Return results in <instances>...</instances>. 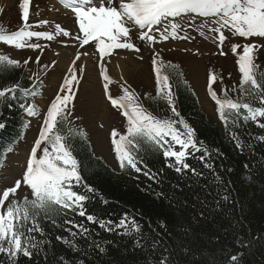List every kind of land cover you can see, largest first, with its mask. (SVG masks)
<instances>
[{"label": "trees", "instance_id": "16d2710c", "mask_svg": "<svg viewBox=\"0 0 264 264\" xmlns=\"http://www.w3.org/2000/svg\"><path fill=\"white\" fill-rule=\"evenodd\" d=\"M255 57L257 78L264 85L260 78L264 64L259 56ZM153 60L158 61L156 66L161 67L162 75L169 77L181 118L195 130L201 151L189 149L186 158L195 172H176L169 166L175 164L174 158L165 157L163 150L156 148H141V172L129 167L114 169L94 154L88 138L83 139L68 121L59 123L55 131L68 137L65 143L72 145L80 161L83 182L74 190L89 197L83 202L84 210L98 221H111L113 230L80 216L79 208L62 210L51 218L40 216L37 222L43 232L29 233L39 242V247L32 249L33 255L20 254L14 259L0 253V264H237L231 260L232 255L238 256L239 264H264V140L260 139L264 128L259 126L264 118L258 117L255 122L241 119L236 125L230 118L225 125L217 105L218 120L214 121L202 107L184 70L164 59ZM43 73L44 69L32 76L21 64L0 65V87L20 86L16 99L9 96L7 103H0V122L5 124L0 129V164L9 147L15 148L31 137L38 125L40 129L43 125L46 115L39 116L41 106L37 102ZM212 74L217 77L214 84L219 90H213L219 99L239 98L259 106L258 100L241 91L247 87L242 86V78L238 83L231 79L227 83L222 75ZM162 97L163 93L144 94L140 99L158 119H178ZM33 105L37 115L29 116L25 109ZM177 127L184 131L183 125ZM173 148L181 150L174 142ZM205 148L210 156L203 151ZM208 163L213 167H206ZM85 184L94 191L88 192ZM223 195H228L229 200L217 206L216 201ZM18 202L22 205L24 200ZM125 217L128 227H116ZM133 220L139 224L140 232L131 227Z\"/></svg>", "mask_w": 264, "mask_h": 264}, {"label": "snow or ice", "instance_id": "6c2138e0", "mask_svg": "<svg viewBox=\"0 0 264 264\" xmlns=\"http://www.w3.org/2000/svg\"><path fill=\"white\" fill-rule=\"evenodd\" d=\"M31 0H23L20 4L22 9V26L14 32H6L0 27V42L16 48H39V44H27L26 39L45 38L53 40L55 37L50 32L29 30V6ZM70 7L78 22L79 31L75 39L81 47L94 42L93 47L98 51L99 57L110 56L114 49H133L137 52L139 48L130 42L131 29L126 26L128 21H132L140 28H148L155 25H161L163 19L179 17L182 14H197L199 16H209L216 18V25L211 30L218 33V39L222 45L226 37L223 29L234 30L236 34L243 38L258 37L264 38V0H76V2L66 4ZM41 24L48 23L41 21ZM170 28V32H169ZM181 25L171 23L161 32L163 40L169 39V36L176 38ZM56 30L63 36H70L71 33L56 25ZM82 33V35H80ZM147 38L155 40L148 32H144L140 39ZM187 39V37H185ZM242 47V52L238 54L239 71L242 73L241 91L258 100L259 106H252L250 103L242 102L239 98L236 101L226 99L222 101L217 97V93L209 84V93L212 99L218 105L219 118L228 124L231 118L232 124L236 125L241 119L244 121H257V118H264V85L257 78L258 65L255 63L256 57L254 50L264 45L247 43L243 46L234 44L232 51L235 54L237 49ZM221 55H225L223 51ZM81 55H88L87 52L77 53L73 61V67L69 69V76L66 77L61 85L58 94L47 108L46 117L39 131L38 138L34 141V146L30 150V156L26 163V169L20 179L15 180L14 185L0 192V253H4L12 258L22 254L25 257L33 255L32 249L39 247V242L29 233L43 232L37 222L38 217L44 216L51 218L53 214H59L62 210H75L79 208V215L86 216L87 220L93 223H99L101 228L112 231V222L98 221L93 215H89L84 210L83 202L89 197L74 190L76 185L83 182L81 175L80 161L73 154L72 145L66 144L68 137L60 135L55 131L57 125L67 122L71 115L69 105L74 100L73 83L77 82L75 61L80 60ZM158 55V54H157ZM25 60L24 63H28ZM39 63V59L36 61ZM154 70L156 73V82L158 92L163 93V99H166L170 105L173 117L178 119H158L156 116L147 113L138 104H133L134 94L128 88H124V95L119 99L114 98L109 92V84L112 82L107 70L102 66V75L105 81L103 85L104 93L114 108L123 109V115L127 117L128 125L126 134H119L116 130L112 131V143L115 145V152L121 168L129 167L136 172H141L139 167V152L141 148H156L163 150L165 157L174 158L175 164L169 165L174 167L176 172L185 169H192L191 165L186 162L190 155L189 149L201 151L199 142L195 139V130L181 118L180 112L177 111L174 102V93L169 83V77L162 75L161 67L156 66L157 60H153ZM0 65L20 67V62L11 59L8 56H0ZM44 67H47L45 65ZM178 68V65H173ZM264 79V73L260 74ZM217 77L215 74L210 76V81L214 83ZM20 86L0 87V103H7L8 97L16 99L15 92ZM27 94V89L24 90ZM225 94H227L225 90ZM10 107L11 105L8 104ZM24 108V104H20ZM229 111L226 113L225 109ZM244 110L242 113L241 110ZM27 115H37L35 105L27 107ZM183 125L184 131H181L177 125ZM264 128V123L259 124ZM5 124L0 122V129H4ZM71 133V130H69ZM79 135L87 139V133L81 132ZM119 136L117 140L116 137ZM131 137V139H129ZM170 138V139H169ZM233 139H237L233 136ZM264 140V137L260 138ZM173 142L181 146V150H174ZM42 145H45L42 148ZM237 146L240 144L237 140ZM8 152L12 148L7 149ZM210 156L208 149H203ZM38 152L42 153L38 157ZM204 156H201V160ZM206 167L212 168L213 165L208 163ZM149 173L145 172V175ZM28 186L33 194L34 199L31 201L25 196L21 205L17 201L9 202L5 208V202L9 201L10 195H15L21 185ZM88 192L94 191L88 185H84ZM229 196L223 195L220 200L216 201L217 206L222 201H228ZM203 215V213H201ZM54 224L56 221L53 219ZM72 223L71 221H66ZM81 228V225H76ZM116 227L125 228L127 217L121 219ZM131 227L140 232L139 224L133 220ZM87 232V229H84ZM75 235V234H74ZM57 239H63L57 237ZM68 243L67 241H64ZM140 242L137 241V244ZM71 246V245H70ZM231 260L239 264V258L236 255L231 256ZM163 264V262H160ZM170 264V262H168Z\"/></svg>", "mask_w": 264, "mask_h": 264}, {"label": "rangeland", "instance_id": "374dc122", "mask_svg": "<svg viewBox=\"0 0 264 264\" xmlns=\"http://www.w3.org/2000/svg\"><path fill=\"white\" fill-rule=\"evenodd\" d=\"M22 2L23 0H8L7 3L5 0H0V24L6 27L5 30L8 33L17 31L22 26V9L20 8ZM55 5L60 8L56 9ZM29 12V25L31 26L29 30L34 28L32 31L50 32L55 38L53 40L43 37L26 39V45L39 44V48L27 46L16 48L0 42L1 52L11 59L18 60L32 76L44 68L45 72L40 76L42 87L37 98V102L41 106L39 116L44 118L47 108L58 94L64 79L69 76V69L73 67L72 63L68 68H65V62H61L62 53L68 54L71 59L79 51L81 53L87 51L91 62L90 66L86 62L82 66L75 61L78 83H73L74 100L69 108L74 111V117L72 114L70 116L76 127L87 133L95 154L104 158L114 169H119V161L112 143L111 133L116 130L119 134H126L129 125L127 117L123 115V109L114 108L104 93L105 81L101 74L102 66L107 70L112 81L109 84V92L114 98L119 99L124 95V88H128L133 94L140 91L143 95L146 93L155 95L158 92L155 67L152 68L153 59H164L169 63L176 64L184 70L202 107L214 121H217V104L208 90L211 73L222 75L227 83L229 79L238 83L242 78L237 63L242 47L237 49L234 54L232 46L234 44L243 46L247 43L264 45V38H243L228 28L223 29L226 39L221 45L218 33L211 30L217 26L216 18L206 19L204 16H196L197 14H182L179 17L165 18L160 26L155 25L156 28L152 26L151 31L147 27L140 28L132 21H128L126 26L131 29L130 42L140 51L137 52L133 49H114L112 51L110 58L119 60L121 68L122 65H125L128 72L127 75L121 76L110 71L107 60L100 59L98 51L93 47L94 42L83 47L80 46L75 39L79 31L75 14L60 0H31ZM41 21L48 23L41 24ZM171 23L179 24L182 28L178 31L176 38L169 36V39L163 40L161 32ZM57 24L69 31L71 35L59 34L56 30ZM144 32L154 36L155 40L140 39ZM221 51L225 55H221ZM254 55L259 56L257 58H260L264 64V47H259L258 51L254 50ZM37 59H39V63L36 62ZM25 60L29 62L24 63ZM45 65L47 67H44ZM211 87L219 90L214 83L211 84ZM131 103L139 105L135 98ZM36 131L38 137L40 125L33 131L31 137L21 141L9 155L5 168L1 171L0 192L13 186L15 180L20 179L24 173L30 150L34 145L33 139ZM29 190L28 186L22 184L17 193L14 196L10 195L9 199H20L28 194Z\"/></svg>", "mask_w": 264, "mask_h": 264}, {"label": "bare ground", "instance_id": "6f19581e", "mask_svg": "<svg viewBox=\"0 0 264 264\" xmlns=\"http://www.w3.org/2000/svg\"><path fill=\"white\" fill-rule=\"evenodd\" d=\"M7 3H8V0H5ZM62 3H64V4H69V3H75L76 2V0H60ZM55 7H56V9H57V7H59V6H57V5H55ZM60 8V7H59ZM60 11V10H59ZM47 12V11H46ZM61 12V11H60ZM63 12V11H62ZM65 12V11H64ZM56 15H58V14H56ZM151 30H152V28H151ZM87 52V51H86ZM79 53H81L80 51H79ZM75 56L76 55H74L71 59H70V57H69V55L68 54H66V53H62V57H61V62H65V68L67 67H69V65L70 64H72L73 63V61L75 60ZM91 57V56H90ZM111 56H106V57H104L103 59L104 60H107L108 61V64H109V69H110V71H112L113 73H118L119 75H127V71H126V67H125V65H122V68H121V65H120V62H119V60H116V59H113V58H110ZM76 62H79L82 66H83V63L84 62H86L87 63V65L88 66H90V59H89V57H88V55H81V57H80V60H78V61H76ZM77 65V64H76ZM84 66H85V64H84ZM71 67V66H70ZM86 67V66H85Z\"/></svg>", "mask_w": 264, "mask_h": 264}]
</instances>
